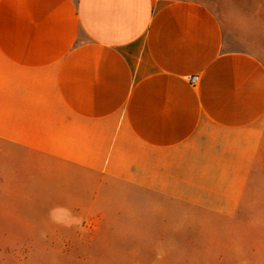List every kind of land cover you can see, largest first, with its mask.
I'll list each match as a JSON object with an SVG mask.
<instances>
[{
    "label": "crops",
    "instance_id": "crops-1",
    "mask_svg": "<svg viewBox=\"0 0 264 264\" xmlns=\"http://www.w3.org/2000/svg\"><path fill=\"white\" fill-rule=\"evenodd\" d=\"M0 163L264 264V0H0Z\"/></svg>",
    "mask_w": 264,
    "mask_h": 264
},
{
    "label": "rangeland",
    "instance_id": "rangeland-1",
    "mask_svg": "<svg viewBox=\"0 0 264 264\" xmlns=\"http://www.w3.org/2000/svg\"><path fill=\"white\" fill-rule=\"evenodd\" d=\"M220 15L229 0H202ZM0 163V264H199L181 227L149 225L117 195L39 192ZM49 189V188H48ZM81 208L69 209V207ZM88 206V208H86ZM192 237V236H190Z\"/></svg>",
    "mask_w": 264,
    "mask_h": 264
},
{
    "label": "built area",
    "instance_id": "built-area-1",
    "mask_svg": "<svg viewBox=\"0 0 264 264\" xmlns=\"http://www.w3.org/2000/svg\"><path fill=\"white\" fill-rule=\"evenodd\" d=\"M188 81H189L190 85H192V86L196 85V83H197V76H190V77H188Z\"/></svg>",
    "mask_w": 264,
    "mask_h": 264
}]
</instances>
